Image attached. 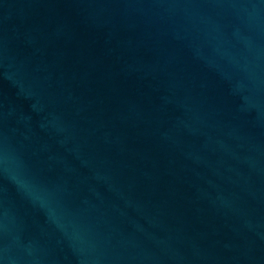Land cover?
<instances>
[{
	"label": "water",
	"instance_id": "water-1",
	"mask_svg": "<svg viewBox=\"0 0 264 264\" xmlns=\"http://www.w3.org/2000/svg\"><path fill=\"white\" fill-rule=\"evenodd\" d=\"M0 264H264V0H0Z\"/></svg>",
	"mask_w": 264,
	"mask_h": 264
}]
</instances>
